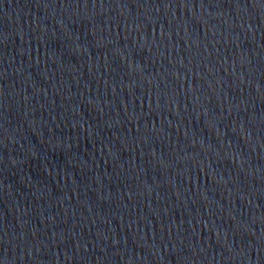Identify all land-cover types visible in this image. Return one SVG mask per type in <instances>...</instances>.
I'll list each match as a JSON object with an SVG mask.
<instances>
[{
    "label": "water",
    "instance_id": "water-1",
    "mask_svg": "<svg viewBox=\"0 0 264 264\" xmlns=\"http://www.w3.org/2000/svg\"><path fill=\"white\" fill-rule=\"evenodd\" d=\"M263 240L264 0H0V264Z\"/></svg>",
    "mask_w": 264,
    "mask_h": 264
}]
</instances>
